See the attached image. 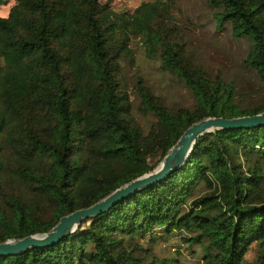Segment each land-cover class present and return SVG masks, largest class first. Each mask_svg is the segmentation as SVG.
Instances as JSON below:
<instances>
[{
  "label": "trees",
  "instance_id": "16d2710c",
  "mask_svg": "<svg viewBox=\"0 0 264 264\" xmlns=\"http://www.w3.org/2000/svg\"><path fill=\"white\" fill-rule=\"evenodd\" d=\"M110 1L14 0L0 16V242L46 232L151 171L193 122L264 111V103L241 108L232 83L211 78L167 35L177 0L144 1L132 14L114 12ZM210 4L235 38L250 39L245 63L264 86V0ZM137 37L197 100L170 108L138 81L157 118L147 133L118 81ZM176 232L200 246L198 264H264V125L200 136L167 178L53 245L0 255V264H181L137 241Z\"/></svg>",
  "mask_w": 264,
  "mask_h": 264
},
{
  "label": "rangeland",
  "instance_id": "374dc122",
  "mask_svg": "<svg viewBox=\"0 0 264 264\" xmlns=\"http://www.w3.org/2000/svg\"><path fill=\"white\" fill-rule=\"evenodd\" d=\"M106 1L99 0L100 3ZM144 1L153 0H111L110 7L114 12L132 14ZM13 4L14 0H8L1 5L0 16H6ZM220 11L221 8L211 5L210 0H177L171 11L173 21L166 29L167 35L182 44L185 54L203 67L211 78L219 76L232 83L236 102L241 108H254L264 103V86L256 71L245 63L251 41L247 37L235 38L230 23L221 21ZM130 48V56L120 61L118 81L129 95L132 116L143 133H147L157 118L142 105L138 81L170 108H192L197 100L177 72L164 70L160 58L147 56L140 38H132ZM137 241L143 248L150 246L151 252L158 257L177 259L181 264L200 263V246L187 245L180 232L170 236L159 233L155 241L149 237ZM254 252L255 247L252 246L246 259L252 260Z\"/></svg>",
  "mask_w": 264,
  "mask_h": 264
},
{
  "label": "water",
  "instance_id": "95a60500",
  "mask_svg": "<svg viewBox=\"0 0 264 264\" xmlns=\"http://www.w3.org/2000/svg\"><path fill=\"white\" fill-rule=\"evenodd\" d=\"M261 125H264V111L231 118L209 116L193 122L181 133L177 141L151 171L120 185L87 207L61 216L57 223L46 232L0 242V255H17L29 249L50 246L59 242L75 232L83 221L107 211L125 197L167 178L172 172L180 169L193 151L197 139L206 133Z\"/></svg>",
  "mask_w": 264,
  "mask_h": 264
}]
</instances>
